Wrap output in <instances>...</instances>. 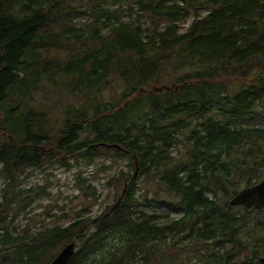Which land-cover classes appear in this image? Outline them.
<instances>
[{
    "label": "trees",
    "instance_id": "1",
    "mask_svg": "<svg viewBox=\"0 0 264 264\" xmlns=\"http://www.w3.org/2000/svg\"><path fill=\"white\" fill-rule=\"evenodd\" d=\"M21 3L0 0V176L8 182L0 264H49L74 239L78 251L68 264H262L264 221L254 226L258 236L243 234L264 208L229 200L264 179V124L241 123L264 119V0H135L153 23L149 31L140 16L122 21L104 10L89 30L73 22L85 12L70 19L59 1ZM189 10L194 18L182 31ZM58 74L77 104L52 131L30 103ZM168 76L174 84L158 87ZM115 79L124 84L119 97L101 101L98 93ZM182 132L187 149L176 160L171 150ZM68 155L129 158L139 179L171 195L168 203L158 193L143 200L180 216L148 213L136 198L139 179L126 175V196L108 217L79 214L65 227L22 232L17 217L49 187L18 192L14 185L27 170ZM83 184L97 202V190Z\"/></svg>",
    "mask_w": 264,
    "mask_h": 264
},
{
    "label": "rangeland",
    "instance_id": "2",
    "mask_svg": "<svg viewBox=\"0 0 264 264\" xmlns=\"http://www.w3.org/2000/svg\"><path fill=\"white\" fill-rule=\"evenodd\" d=\"M59 1L60 5L65 6V13L71 19L72 15L77 11L85 12L86 15L74 14V23L78 27L84 26L89 30L94 28L96 20L102 17L104 10L118 13L122 21H133L138 16L141 17V27L146 31L153 28V23L148 18H143L135 6V0H55ZM18 5H21V0H14ZM200 15H206L205 7H200L198 10ZM194 18V13L189 10L187 20L179 23L182 31L186 30ZM104 21V20H102ZM58 52L52 51L51 56ZM60 61L63 62L69 57V51H61ZM76 55V53H74ZM49 55H46V58ZM187 68V67H186ZM185 68V69H186ZM169 70L168 72H170ZM180 69L178 72H181ZM174 74V72L172 73ZM56 83L45 81L41 90L34 96L31 106L46 114V119L49 124L54 127H47L48 130L55 131L59 129L63 119L64 111L68 105L77 104V96L69 94L66 91V81L58 74ZM161 84L172 85L174 78H164L160 81ZM124 84L121 81L114 80L103 87L98 93L101 101L117 100L122 92ZM163 88H159L158 91ZM259 121L264 124V119H246L241 121L245 127L256 125ZM84 135L83 137H85ZM178 142L173 145L171 156L176 160H180L186 151L187 135L185 132L178 134ZM88 138H92L88 136ZM135 173L137 174L134 177ZM139 172L135 171L131 160L127 157L115 158L105 156L96 160H88L80 155H68L59 161L46 164L41 169L27 170L14 185L16 191L28 190L32 188H41L48 186V197L38 198L26 212H22L17 217L16 224L20 230L25 232L29 228L31 232H37L40 229L52 228L54 226H68L80 214L86 219H95L98 217L111 214L112 208L120 199L125 187L126 175L133 176L134 179H139ZM156 170H153L152 175H155ZM91 185L99 194L98 201H94L85 191L86 185ZM4 177L0 176V205L5 202L4 191L7 185ZM127 191V190H126ZM19 192V191H18ZM152 197L154 193H158L166 203L171 199V195L166 189L156 181L149 180L147 177H141L138 182V191L136 198L143 202V208L152 214L169 215L170 217H179L180 215L172 210L173 206L158 205L144 201L143 197L148 195ZM18 206H13L11 212L15 213ZM18 214V211L15 213ZM14 214V215H15ZM2 207H0V216H2ZM5 218V217H3ZM258 219V220H257ZM264 221V213L253 214L250 224L245 229L243 236L252 239L259 235V231L255 230L257 221ZM258 227H260L258 225ZM77 251L79 241H77ZM59 253V252H58ZM57 253V254H58ZM96 260H100L101 256L96 255ZM52 261V260H51ZM93 264V263H89Z\"/></svg>",
    "mask_w": 264,
    "mask_h": 264
},
{
    "label": "water",
    "instance_id": "3",
    "mask_svg": "<svg viewBox=\"0 0 264 264\" xmlns=\"http://www.w3.org/2000/svg\"><path fill=\"white\" fill-rule=\"evenodd\" d=\"M108 147L122 149L116 145H109ZM136 171L139 172L138 167ZM136 175L137 174L135 173L134 177H136ZM126 190L125 187L120 199L112 208L111 213L114 212L123 202ZM229 205L231 207H244L246 209L256 210L264 208V179L250 187L243 188L230 199ZM76 252L77 242L76 239H74L72 242L66 244L49 264H68L73 259ZM260 262L264 264V258H261Z\"/></svg>",
    "mask_w": 264,
    "mask_h": 264
}]
</instances>
